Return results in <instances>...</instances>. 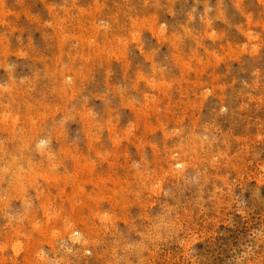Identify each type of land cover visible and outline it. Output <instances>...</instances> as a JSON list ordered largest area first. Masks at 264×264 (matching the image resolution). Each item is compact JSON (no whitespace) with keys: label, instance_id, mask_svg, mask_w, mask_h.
I'll return each instance as SVG.
<instances>
[{"label":"rangeland","instance_id":"374dc122","mask_svg":"<svg viewBox=\"0 0 264 264\" xmlns=\"http://www.w3.org/2000/svg\"><path fill=\"white\" fill-rule=\"evenodd\" d=\"M0 264H264V0H0Z\"/></svg>","mask_w":264,"mask_h":264}]
</instances>
